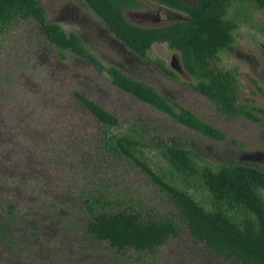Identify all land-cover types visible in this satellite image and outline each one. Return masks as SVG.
I'll return each mask as SVG.
<instances>
[{"label": "rangeland", "instance_id": "rangeland-1", "mask_svg": "<svg viewBox=\"0 0 264 264\" xmlns=\"http://www.w3.org/2000/svg\"><path fill=\"white\" fill-rule=\"evenodd\" d=\"M39 4L49 22L65 31H79L103 64H122L135 76L153 80L165 96H173L225 138L210 140L119 91L105 74L46 41L34 20L13 25L0 37V264H232L194 241L184 225L153 254L118 255L107 244L79 236L90 219L80 197L83 191L110 185L116 193L125 192L132 201L159 210L162 217L172 202L139 171L120 169L113 178L103 163L85 162L92 154L97 127L72 93L87 95L114 113L120 121L118 135L135 127L151 148H182L198 164L213 167L240 162L264 171V121L222 115L209 100L183 85V79L162 78L150 64L125 63L117 49L127 56L129 49L108 34L82 0H39ZM138 15L130 12L126 17L139 26L151 25ZM228 18L238 28L234 44L220 54L219 67L237 71L239 102L264 109V12L251 3H235ZM83 20L92 22L99 34H84L77 25ZM172 54L166 45L155 44L146 60L168 64ZM145 152L148 158L159 159V171H169L158 149ZM246 157L256 161L247 162ZM189 192L196 201L206 202L204 190Z\"/></svg>", "mask_w": 264, "mask_h": 264}, {"label": "trees", "instance_id": "trees-1", "mask_svg": "<svg viewBox=\"0 0 264 264\" xmlns=\"http://www.w3.org/2000/svg\"><path fill=\"white\" fill-rule=\"evenodd\" d=\"M82 1L113 36L139 57L146 58L155 44L164 43L177 50L193 79L189 86L222 115L244 117L256 123L264 121V109L238 101L237 71L219 67L220 54L234 44L238 28L228 18L229 9L235 3H251L264 12V0H185L192 7L184 0H153L187 14V20L163 28H143L126 19L125 11L140 8V0ZM26 20H34L50 44L92 63L119 90L210 140H224L225 135L219 129L188 109L161 97L152 87L116 67L102 65L77 35L66 34L59 25L48 22L39 0H0V37ZM73 96L104 125V134L96 144L97 160L129 164L150 178L152 185L166 193L168 202H172L168 215L162 217L159 210L148 205L141 207L140 202L132 201L131 195L116 193L110 185L83 191L80 194L83 208L92 218L85 222L87 228L82 229L83 233L91 235V240L98 244L107 242L120 255L129 251L153 254L170 237L177 236L184 225L193 239L232 264H264V171L241 163L200 165L185 149L151 148L142 141L144 136L134 130L133 136L116 134L114 129L119 120L114 114L79 93ZM145 149H158L169 171H159V159L148 158ZM190 188L204 190L206 202L196 201Z\"/></svg>", "mask_w": 264, "mask_h": 264}, {"label": "flooded vegetation", "instance_id": "flooded-vegetation-1", "mask_svg": "<svg viewBox=\"0 0 264 264\" xmlns=\"http://www.w3.org/2000/svg\"><path fill=\"white\" fill-rule=\"evenodd\" d=\"M140 2H141V6H140V8H136V9H133V10H127V11H125V17H126V14L127 13H130V12H136V13H139V15H138V17L139 18H141L142 20H144L145 22L144 23H146V24H151V25H148V26H140V27H143V28H163V27H166V26H168V25H171V24H174V23H176V22H182V21H184V20H187V14H186V12H184V11H181V10H179V9H176V8H172V7H169V6H167V5H164V4H161V3H157V2H154L153 0H140ZM184 3L186 4V5H188V6H190V7H192L193 5H191L190 4V2L189 1H185L184 0ZM98 17V16H97ZM126 19H127V17H126ZM47 20H48V18H47ZM128 20V19H127ZM129 21V20H128ZM49 22V21H48ZM103 22V21H102ZM129 22H131V21H129ZM50 23H53V22H50ZM132 23V22H131ZM55 24H57V25H59L60 26V24H58V23H55ZM132 24H134V23H132ZM80 28H81V30H82V32L85 34V33H90L91 31L92 32H96V33H98V31H95L94 30V24L92 23V22H90V21H86V20H83V21H79L78 22V24H77ZM103 25H104V28H105V30H107L108 31V34L110 35V36H112V37H114L118 42H119V44H121L122 42L119 40V39H117L115 36H113L112 34H111V32L109 31V29L106 27V25L104 24V22H103ZM134 25H137V26H139V24H134ZM61 27V29L66 33V34H70V33H74L75 35H77L78 37H79V39L82 41V43L85 45V47H87V45H86V41L85 40H83V35L79 32V31H77V30H74V31H65L63 28H62V26H60ZM106 31V32H107ZM99 34V33H98ZM123 45H124V43H122ZM159 45H166V44H164V43H161V44H159ZM125 46V45H124ZM126 47V46H125ZM153 47V46H152ZM166 47L168 48V46L166 45ZM87 49H89L88 47H87ZM152 49V48H151ZM169 49V48H168ZM169 50H171V51H173V54H172V56H171V58H170V60H169V62H168V64L167 63H165L162 59H159V60H156L155 62H154V64L153 63H148V61L146 60L147 59V57H148V55L146 56V58H142V57H139L138 55H136L135 53H133L130 49H129V51H130V55H121V52L120 51H118V49H117V52H118V54L124 59V62L125 63H127V64H137V65H139L140 67H145V66H147V65H153L154 66V68H155V70L156 71H158L159 72V76H161L162 75V78H165V79H168V80H170V81H175V82H177V80H181V79H183V81H182V84L183 85H185V86H187V87H189L190 89H192L190 86H189V84L190 83H192L193 82V79L191 78V76L186 72V70H185V68H184V66H183V63H182V60H181V56H180V53L177 51V50H172V49H169ZM91 52V51H90ZM71 53V52H70ZM92 53V52H91ZM73 54V53H72ZM74 55V54H73ZM76 56V55H75ZM77 58H80V57H78V56H76ZM96 57V56H95ZM97 58V57H96ZM80 59H82V60H84L88 65H90L93 69H95L98 73H99V75L100 74H104V73H100L98 70H97V68L92 64V63H90L89 61H87V60H85V59H83V58H80ZM100 61V60H99ZM100 63L102 64V65H105V64H103L101 61H100ZM120 65H122V64H120ZM119 64H107V65H105V66H113V67H116L117 69H119L122 73H124L125 75H128V76H130V77H132L133 79H135L136 81H139V82H141V83H144V84H146V85H148V86H150V87H152L155 91H156V93L158 94V95H160L161 97H164V98H167V99H170L171 101H173L175 104H177V105H179L180 107H183V108H185L184 106H182L176 99H174L173 98V96H170L169 95V97L168 96H165L163 93H165V92H163L160 88H159V86L157 85V83L156 82H154L153 80H150V79H141V78H139L138 76H135L132 72H130L129 71V67H124L123 65V67L122 66H120ZM136 65V66H137ZM161 74V75H160ZM106 75V74H105ZM106 77L108 78V76L106 75ZM109 79V78H108ZM110 81V80H109ZM111 85H112V83L111 82H109ZM113 86V85H112ZM113 87H115V86H113ZM116 88V87H115ZM118 89V88H117ZM119 90V89H118ZM119 91H121V90H119ZM194 91V90H193ZM121 92H123V91H121ZM194 92H196V91H194ZM74 93H78V92H74ZM74 93H72V96H73V94ZM124 94H127V93H125V92H123ZM197 93V92H196ZM79 94L81 95V96H83V97H86L88 100H90L92 103H94V104H96V105H98V106H100L102 109H104L105 111H108V110H106L103 106H101L100 104H98L97 102H95V101H93V100H91L87 95H84V94H82V93H80L79 92ZM198 94V93H197ZM129 95V94H128ZM131 96V95H130ZM201 96V95H200ZM74 97V96H73ZM75 98V97H74ZM132 98H134L133 96H132ZM81 104H82V106L84 107V108H86L87 109V111H88V114L91 116V117H93L94 119H95V123H96V125H98V126H96V125H94L95 127H97V133H95V135L93 136V143H92V145H91V148L90 149H92L91 151H92V154L90 155V157L88 158V160H85V162H87V163H90V164H92V163H95L96 165H97V163H103V167H105L106 168V174L107 175H110V176H112L113 178H115V177H117V176H119L120 175V171L121 170H124L125 172H128V173H130V172H133V171H139V170H137L136 168H132V166H130L129 164H126V163H120V164H117V162H113L112 163V161H106V162H102V161H98L97 160V156H96V152H97V148H96V144H97V141L99 140V139H101L102 138V136L101 135H103L104 134V132H103V127H104V125H103V123L102 122H99L97 119H96V117L91 113V111L78 99V98H76ZM136 99V98H135ZM137 100V99H136ZM137 101H139V100H137ZM239 101V100H238ZM140 102V101H139ZM141 103H143V102H141ZM241 103V102H240ZM143 104H145V103H143ZM249 104H251V105H253L252 103H249ZM146 106H148L149 108H151V109H153V110H155V111H157V112H160L159 110H157L156 108H154V107H152V106H150V105H148V104H145ZM255 106V105H254ZM255 107H257V108H259L258 106H255ZM186 109V108H185ZM261 109V108H260ZM108 112H110V111H108ZM110 113H112V112H110ZM162 113V112H161ZM112 114H114V113H112ZM115 115V114H114ZM116 116V115H115ZM117 117V116H116ZM118 118V117H117ZM119 120V119H118ZM119 125H120V121H119ZM119 125L114 129V131H115V133L117 132V128L119 127ZM135 131V132H138L137 130H136V128L135 127H132V128H130V132H129V134H123V135H127V136H133V134H134V132H132V131ZM191 130V129H190ZM193 131V130H192ZM222 132V131H221ZM139 133V132H138ZM223 133V132H222ZM117 134V133H116ZM140 134V133H139ZM143 136H144V140H142L145 144H148V143H146L145 142V140H146V136L143 134ZM150 145V144H149ZM146 150V149H145ZM98 155V154H97ZM87 159V158H86ZM90 159V160H89ZM246 161L247 162H254V161H256V160H252V159H250V158H248V157H246ZM238 163H240V162H238ZM241 164H243V163H241ZM243 165H246L245 163L243 164ZM246 166H248V165H246ZM252 167V166H251ZM255 168V167H254ZM121 169V170H120ZM140 172V171H139ZM141 173V172H140ZM144 175V174H143ZM152 183V182H151ZM141 199V198H140ZM141 200H144V199H141ZM140 206L141 207H143V208H147L146 207V205H143V204H140ZM90 220H92V218L90 219ZM85 229L87 228L86 226L84 227ZM191 235V234H190ZM80 237H83V238H85V237H87V238H89V239H91L92 238V236L90 235V236H87L86 235V233H83V235H79ZM192 237V236H191ZM193 238V237H192ZM79 240L81 239V238H78ZM194 241H196L195 239H193ZM197 242V241H196ZM102 243H104V244H107V245H109L107 242H102ZM199 244H203V243H199ZM203 245H205V244H203ZM110 247V246H109ZM111 251L112 252H114L115 254H118V255H120L119 254V252L116 250V249H111Z\"/></svg>", "mask_w": 264, "mask_h": 264}]
</instances>
